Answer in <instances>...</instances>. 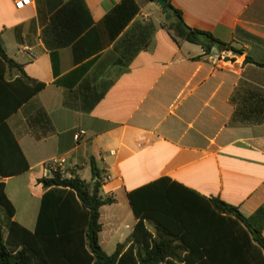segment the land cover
I'll return each instance as SVG.
<instances>
[{"label": "crops", "instance_id": "crops-1", "mask_svg": "<svg viewBox=\"0 0 264 264\" xmlns=\"http://www.w3.org/2000/svg\"><path fill=\"white\" fill-rule=\"evenodd\" d=\"M18 1L0 0V41L46 86L7 120L30 165L0 176L14 221L36 229L48 161L64 157L70 177L91 182L94 158L102 193L115 201L101 208L102 247L132 238L130 194L153 183L179 194L162 200L175 218L161 227L176 243L208 232L196 194L238 207L264 237V0H166L221 43L209 53L177 43L154 0H84L93 28L51 49L44 30L71 0ZM20 74L8 70L7 79ZM97 94L104 96L86 110ZM145 224L155 232V222Z\"/></svg>", "mask_w": 264, "mask_h": 264}, {"label": "trees", "instance_id": "trees-1", "mask_svg": "<svg viewBox=\"0 0 264 264\" xmlns=\"http://www.w3.org/2000/svg\"><path fill=\"white\" fill-rule=\"evenodd\" d=\"M163 9L164 26L175 33L177 43L201 45L206 53L221 44L211 34L189 27L181 11L170 3ZM93 26L94 20L84 0H71L52 18L51 25L44 30V39L51 49L71 46ZM73 29L74 34H67ZM247 61L254 63L251 58ZM14 69L21 72L20 76L8 80V70ZM45 86L30 78L23 66L10 58L0 41V176L3 179L30 170L7 120ZM103 96L97 94L93 105L86 110H91ZM91 169V182L77 175L62 177L58 173L39 180L46 192L34 231L13 220L15 209L6 195L5 182L0 180V206L7 227L6 234L0 226V264H264L262 232L253 227L238 207L195 192L192 193L201 199L197 202V215L208 222V232L200 231L197 239L183 235L182 242L176 243L175 237L161 227L164 219L175 218L173 208L165 206L162 200L174 199L179 194L173 189L160 190L157 183L130 194L138 223L132 238L108 254L100 244L101 208L115 201L102 193V172L94 158ZM145 220L156 223L155 233L148 229ZM185 230L190 231L188 227ZM205 232L207 238H201Z\"/></svg>", "mask_w": 264, "mask_h": 264}, {"label": "built area", "instance_id": "built-area-1", "mask_svg": "<svg viewBox=\"0 0 264 264\" xmlns=\"http://www.w3.org/2000/svg\"><path fill=\"white\" fill-rule=\"evenodd\" d=\"M31 3V0H19L16 3V6L18 8H23L26 5H29ZM214 64L218 63V60L213 61ZM81 136L76 135V139H79ZM68 161L64 157H56L51 159L45 164V174L46 177H52L54 174L58 173L62 177H70L68 175V167H67ZM109 178V177H107Z\"/></svg>", "mask_w": 264, "mask_h": 264}, {"label": "rangeland", "instance_id": "rangeland-1", "mask_svg": "<svg viewBox=\"0 0 264 264\" xmlns=\"http://www.w3.org/2000/svg\"><path fill=\"white\" fill-rule=\"evenodd\" d=\"M87 180L91 181V177H89V179ZM0 226L2 227L3 231L7 234L5 212L1 206H0ZM103 248L108 254H113L116 251L117 243L115 241L113 243H104Z\"/></svg>", "mask_w": 264, "mask_h": 264}, {"label": "water", "instance_id": "water-1", "mask_svg": "<svg viewBox=\"0 0 264 264\" xmlns=\"http://www.w3.org/2000/svg\"><path fill=\"white\" fill-rule=\"evenodd\" d=\"M162 7H164L167 4L166 0H156Z\"/></svg>", "mask_w": 264, "mask_h": 264}]
</instances>
